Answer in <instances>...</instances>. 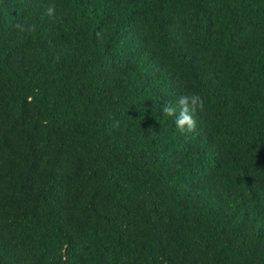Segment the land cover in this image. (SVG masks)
<instances>
[{
  "label": "trees",
  "instance_id": "1",
  "mask_svg": "<svg viewBox=\"0 0 264 264\" xmlns=\"http://www.w3.org/2000/svg\"><path fill=\"white\" fill-rule=\"evenodd\" d=\"M0 264H264V0H0Z\"/></svg>",
  "mask_w": 264,
  "mask_h": 264
},
{
  "label": "clouds",
  "instance_id": "2",
  "mask_svg": "<svg viewBox=\"0 0 264 264\" xmlns=\"http://www.w3.org/2000/svg\"><path fill=\"white\" fill-rule=\"evenodd\" d=\"M55 5H49L46 10V15L54 16ZM16 28L23 31L21 25L17 24ZM32 26L28 31H34ZM203 107V100L198 94L182 95L178 98L176 104L165 103L160 108L163 115L167 117H174V125L180 134L191 133L196 129V121L192 116V112Z\"/></svg>",
  "mask_w": 264,
  "mask_h": 264
}]
</instances>
